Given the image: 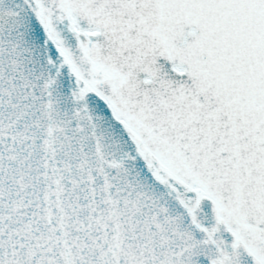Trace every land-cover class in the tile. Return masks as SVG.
I'll return each instance as SVG.
<instances>
[{"label":"snow or ice","instance_id":"obj_1","mask_svg":"<svg viewBox=\"0 0 264 264\" xmlns=\"http://www.w3.org/2000/svg\"><path fill=\"white\" fill-rule=\"evenodd\" d=\"M0 264H264V0H0Z\"/></svg>","mask_w":264,"mask_h":264}]
</instances>
